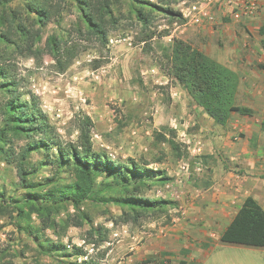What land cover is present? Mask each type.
<instances>
[{
	"label": "rangeland",
	"instance_id": "1",
	"mask_svg": "<svg viewBox=\"0 0 264 264\" xmlns=\"http://www.w3.org/2000/svg\"><path fill=\"white\" fill-rule=\"evenodd\" d=\"M132 1L121 0L119 13L115 14L118 22L109 30L106 47L100 46L94 38L77 34L78 14L72 3L66 1L61 17L43 29L41 42H34L35 47L43 49L39 56L28 55L27 51L11 43L7 46L0 44V62L6 63L20 80L24 99L32 95L39 100V108L48 116L62 141H75L77 117L87 115L93 122L94 149L113 160L132 158L150 163L147 166L150 169L164 171L171 181L152 186L145 195L171 201L173 205L167 207L166 214L153 215L150 212L136 221L125 223L120 209L114 205L97 206L87 202L81 210L87 213L92 223L85 221L80 227L73 225V220L79 218L80 213L73 206L66 205L52 215L51 225L54 226L45 228V238L60 241L68 248V253H72L73 246L82 249L84 254L78 257L42 254L31 237L17 231L13 218L15 210L7 206L0 213V264H59L60 261L78 264L83 261L98 264H177L176 259L181 258L178 249H192L197 245L193 239H187L188 236L179 241L173 238L172 241L170 231L179 225L201 226V222L189 219V212L205 195L219 194V181L223 176L230 172L234 180L249 177L252 181L264 183V170L260 176L250 175L239 170V160L229 162L220 150L216 154L207 153L209 139L202 136L206 123L203 112L195 111L193 107L196 105L192 104L186 90L166 76L161 68L163 49L173 39L214 52L223 48L221 39L217 46L216 43L214 46L210 44L215 33L223 30L229 34L234 27H242L243 23H248L246 25L254 37L247 35L246 39L237 41L235 36L241 50L251 58L264 60V47L256 40L258 28L264 25V0H258L253 13H245L240 0H211L209 4H204L205 0H140L145 3L141 5L146 11H153L146 28L134 14H130ZM20 4L21 0H14L12 7ZM194 5H201L211 20L201 25L188 23L190 9ZM158 9H171L179 13L181 19L166 16ZM31 26L37 28L33 24ZM198 34L205 36L197 38ZM50 35L62 37L65 42L62 46L74 48L75 56L63 72L58 71L55 61L47 54L45 41ZM145 35L152 38L142 41ZM11 39L20 44L16 34H11ZM254 102L238 96L235 104L253 106ZM239 117L233 114L229 124H238ZM263 119L262 112H256L251 121ZM226 130L231 133V139L240 140L236 128L228 126ZM157 134H165L167 139L174 137L179 152H173L167 142L158 141ZM260 158H264V153ZM157 159L160 162H155ZM182 165H186L187 170H183ZM217 165L222 168L221 175L214 171ZM51 176L50 166H45L34 181L46 183ZM2 187L6 197L17 199L26 191L13 167L4 163H0ZM68 216L70 224L64 228ZM31 222L41 226L35 215ZM91 226L102 227L106 236L99 245L88 244L98 239L96 235L93 238L88 235ZM253 249L221 244L204 258L196 255L195 263L264 264V253Z\"/></svg>",
	"mask_w": 264,
	"mask_h": 264
},
{
	"label": "trees",
	"instance_id": "2",
	"mask_svg": "<svg viewBox=\"0 0 264 264\" xmlns=\"http://www.w3.org/2000/svg\"><path fill=\"white\" fill-rule=\"evenodd\" d=\"M13 1L0 0V44L7 46L11 43L33 57L39 56L43 50L35 47L34 42H41L43 29L61 17L66 1L72 3L78 14L77 34L94 38L102 47L107 46L110 28L117 25L115 14L121 7V0H21V4L14 8ZM141 3L133 0L129 12L146 28L153 11H146ZM158 10L166 16L181 19V15L171 9ZM31 24L37 28H32ZM13 33L18 36L20 44L12 41ZM258 33L264 37V25L259 27ZM151 38V35H145L142 41ZM63 43L62 37L56 35L48 36L45 41L47 54L55 61L59 72L65 71L75 56L74 48L62 46ZM261 45L264 47V40ZM162 56L161 68L166 76L181 85L192 104L214 124L226 125L231 114L253 116L251 108L235 104L239 79L229 68L180 39H173L163 49ZM22 92L20 80L6 63L0 62V163L13 167L26 190L17 199L6 197L5 189L0 188V213L12 206L17 231L31 237L42 254L59 257L84 254L82 249L74 246L72 253H68V248L60 241L45 238V228L54 226L51 225L52 215L66 205L73 206L80 213L79 218L73 220L75 227L82 226L85 221L92 223L87 213L81 210L87 202L97 206L114 205L120 209L125 223L136 221L150 212L153 215L166 214L167 207L173 205L171 201L145 195L152 186L171 181L164 171L148 168L150 163L145 161L132 158L113 160L104 152L96 151L91 135L93 122L87 115L77 117L75 141H62L48 116L39 108V100L32 95L24 99ZM261 129L264 130V122ZM170 134L174 136L173 132ZM156 139L167 142L173 152H179L174 137L167 139L165 134H157ZM45 166H50L51 178L46 179V183L34 181ZM33 215L40 220L41 226L32 224ZM69 221L68 216L64 228L69 226ZM102 230V227L91 226L88 235L91 238L96 235L98 239L88 244L99 245L105 241ZM219 241L264 248V210L252 197L244 200ZM59 264L78 263L60 261ZM80 264L98 263L83 261Z\"/></svg>",
	"mask_w": 264,
	"mask_h": 264
},
{
	"label": "crops",
	"instance_id": "3",
	"mask_svg": "<svg viewBox=\"0 0 264 264\" xmlns=\"http://www.w3.org/2000/svg\"><path fill=\"white\" fill-rule=\"evenodd\" d=\"M246 24L248 23H243L242 27H234L231 32H228L229 34L223 32V30L216 32L213 37L214 40L210 44L214 46L216 43L217 46L221 39L223 48L214 52L203 50L196 45L191 46L237 74L239 86L236 98L243 96L248 98V100L255 101L253 106H245L254 111L253 116L239 115L240 117L237 118L238 124H229L228 121L224 126L216 125L203 113L206 123L202 128V136H206L209 139L206 147L207 153L211 155L217 152L220 153L221 151L227 156L229 162L235 159L239 160V170H243L250 175L256 174L260 176L264 170V158H260V155L264 153V130L261 129V123L264 122V119L262 121L251 120L254 118L256 112H262L264 115V60L251 58L249 54H244L243 50H241V45L237 41L246 39L247 35L248 37H254V34ZM205 33L210 36L208 31H205ZM204 36V34H198L197 38L202 39ZM235 36L238 39L237 41ZM257 36L256 40L261 45L264 37L259 33ZM261 47L263 46L261 45ZM193 108L197 113L202 111L196 106ZM232 115L230 119H232ZM228 126L236 128L239 131L240 140L231 139V133L226 130ZM252 147L256 148V151H253ZM217 163L220 165L219 159H217ZM219 165L214 168L217 175H221L220 171H222ZM219 182V194L212 196L205 195L198 202V206H193L192 211L190 210L189 212V219L192 218V220L201 222V226L194 228V224H190L189 226L179 225L175 230L170 231L169 236L171 240L174 238V240L179 241L182 237L188 236L187 239H193L197 245L192 249H178L181 258L178 257L176 259L175 262L177 264L180 261L185 262V264H196L197 256L204 258L213 249L221 246L222 243L219 241L220 235L229 225L247 197H252L264 210V183L252 181L249 177L246 179L242 178L241 181L234 180L230 172L226 176H223ZM238 247L254 248L253 250H259L257 252L264 253V248Z\"/></svg>",
	"mask_w": 264,
	"mask_h": 264
},
{
	"label": "built area",
	"instance_id": "4",
	"mask_svg": "<svg viewBox=\"0 0 264 264\" xmlns=\"http://www.w3.org/2000/svg\"><path fill=\"white\" fill-rule=\"evenodd\" d=\"M210 2L211 0H205L204 4H209ZM240 6L245 13H253L257 9L258 0H240ZM210 20L211 18L202 9L201 5H194L190 9L189 19L187 22L192 23L194 25H201L203 22H208ZM181 168L183 170H187L186 165H182Z\"/></svg>",
	"mask_w": 264,
	"mask_h": 264
}]
</instances>
